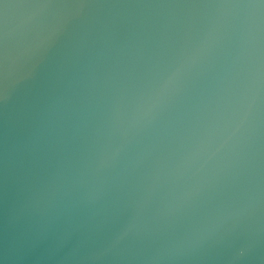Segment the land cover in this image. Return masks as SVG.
Listing matches in <instances>:
<instances>
[{"label":"water","instance_id":"obj_1","mask_svg":"<svg viewBox=\"0 0 264 264\" xmlns=\"http://www.w3.org/2000/svg\"><path fill=\"white\" fill-rule=\"evenodd\" d=\"M0 264H264V0H0Z\"/></svg>","mask_w":264,"mask_h":264}]
</instances>
